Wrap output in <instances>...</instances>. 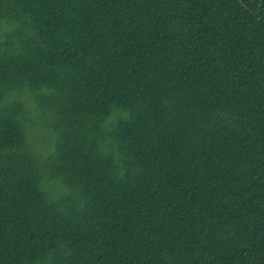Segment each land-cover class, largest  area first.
I'll return each instance as SVG.
<instances>
[{
	"label": "trees",
	"instance_id": "16d2710c",
	"mask_svg": "<svg viewBox=\"0 0 264 264\" xmlns=\"http://www.w3.org/2000/svg\"><path fill=\"white\" fill-rule=\"evenodd\" d=\"M0 264H264V0H0Z\"/></svg>",
	"mask_w": 264,
	"mask_h": 264
}]
</instances>
